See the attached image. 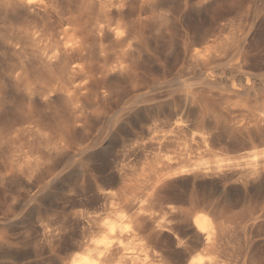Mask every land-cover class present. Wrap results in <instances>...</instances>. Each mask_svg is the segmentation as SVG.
Wrapping results in <instances>:
<instances>
[{
  "label": "bare ground",
  "instance_id": "6f19581e",
  "mask_svg": "<svg viewBox=\"0 0 264 264\" xmlns=\"http://www.w3.org/2000/svg\"><path fill=\"white\" fill-rule=\"evenodd\" d=\"M58 1L0 0L30 22L9 47L37 46L46 75L42 85L26 88L25 99L43 108L60 102L67 113L56 130L46 131L32 116L17 130L23 142L10 151L0 181L25 183L32 204L18 224L32 243L14 244L0 230V264H262L232 249H245L264 229V97L252 72L259 63L239 48L232 24L228 32L217 24L184 48L187 82L199 85L200 95L129 112L115 138L129 131L138 145L97 142L73 161L72 134L86 127V103L107 101L108 82L130 78L142 51L137 26L146 17L127 22L122 12L134 3L152 11L155 0H81L84 9H98L96 18L119 15L115 26L101 19L89 26ZM235 41L232 55L227 47ZM227 57L233 68L216 70ZM212 87L234 100L224 111L245 106L253 115L230 120L214 104L218 99L206 95ZM149 120L153 127L143 124ZM63 155L67 164L58 171L55 160ZM69 202L93 208L94 216L67 212Z\"/></svg>",
  "mask_w": 264,
  "mask_h": 264
},
{
  "label": "rangeland",
  "instance_id": "374dc122",
  "mask_svg": "<svg viewBox=\"0 0 264 264\" xmlns=\"http://www.w3.org/2000/svg\"><path fill=\"white\" fill-rule=\"evenodd\" d=\"M58 3L64 13L71 11L76 17L80 15L89 26L96 19L113 26L121 21L117 14L96 18L98 9L93 4L90 10L84 9L81 0H59ZM122 14V18L127 22H137L140 15L146 17L145 23L137 26L141 33L142 51L135 56V70L130 78L108 82L107 101L86 103V127L72 134V150L76 153L73 161L85 155L77 154L79 151L97 142L111 143L115 149L138 145L139 136L129 131H124L115 138L116 131L129 112L140 111L155 104L165 105L188 92L200 95L198 93L202 90L199 85L187 82L189 76L184 48L189 45L191 39L199 34L211 32L220 24L226 27V32L232 24V32L240 36L239 48H243L259 63L252 72L261 82V94L264 97V0H155L152 11L145 12L141 3H134L131 6L128 4ZM29 24L28 20L17 16L0 2V174L5 172L10 151L23 142L22 137L17 136V130L22 127L26 118H39L44 129L51 131L62 126L67 116L60 102L43 108L30 105L24 97L29 85H42L46 76L37 64V46L27 44L24 50H13L9 47ZM238 45L236 41L229 44L227 52L233 55ZM233 65L234 60L227 57L217 61L214 68L224 72L233 68ZM218 91L217 87H212L206 95L218 99L214 104L222 109L230 120L240 115H253L252 108L248 107V110L245 106H242L244 110L232 108L224 111L235 102L220 98L217 96ZM192 107L195 108L194 105ZM167 112L164 109V115H167ZM143 124L153 127L155 123L149 120ZM130 126L134 132H138L137 123ZM244 152L245 150H240L238 154ZM66 164L64 155L55 160V168L58 171L64 169ZM105 182L106 178L103 176L100 184L103 186ZM31 204L25 183L15 179L0 181V206L3 208L2 212L7 215H0V230H3L14 244L32 243V237L24 230L25 225L18 224ZM65 209L69 213L79 210L92 213L93 216L95 213L93 208L78 207L72 202L65 204ZM239 212L240 209L233 211ZM49 214L55 216L53 212ZM6 219L10 221L7 222ZM252 242L245 249L240 248L239 244H232V249L240 257L245 255L251 263L264 264V229Z\"/></svg>",
  "mask_w": 264,
  "mask_h": 264
}]
</instances>
